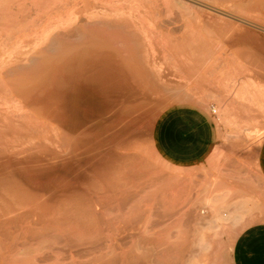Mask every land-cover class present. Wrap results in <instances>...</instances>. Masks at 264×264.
<instances>
[{
	"label": "rangeland",
	"instance_id": "1",
	"mask_svg": "<svg viewBox=\"0 0 264 264\" xmlns=\"http://www.w3.org/2000/svg\"><path fill=\"white\" fill-rule=\"evenodd\" d=\"M106 15L129 18L128 70L47 42ZM249 33L264 0H0V264H231L235 231L264 221ZM186 104L214 105L217 159L174 175L154 127Z\"/></svg>",
	"mask_w": 264,
	"mask_h": 264
},
{
	"label": "crops",
	"instance_id": "2",
	"mask_svg": "<svg viewBox=\"0 0 264 264\" xmlns=\"http://www.w3.org/2000/svg\"><path fill=\"white\" fill-rule=\"evenodd\" d=\"M249 36L250 39L235 46L236 53L243 60L244 79L257 80L264 85V36L257 38L250 33ZM259 99L263 104V97ZM213 106H176L158 118L153 146L174 175L214 165L212 161L217 157L211 150L217 139L212 123V118H215L211 112ZM260 110V116L264 118V108ZM254 158L260 160L259 165L263 170L264 139L257 145ZM167 186L169 201L175 197L173 192H178L179 196L183 189L182 184L175 182ZM230 261L231 264H264V221L249 222L235 231L230 246Z\"/></svg>",
	"mask_w": 264,
	"mask_h": 264
},
{
	"label": "bare ground",
	"instance_id": "3",
	"mask_svg": "<svg viewBox=\"0 0 264 264\" xmlns=\"http://www.w3.org/2000/svg\"><path fill=\"white\" fill-rule=\"evenodd\" d=\"M170 4H168V5H170ZM168 5L165 4V8ZM78 8H80V7H78ZM75 10L77 13V9H75ZM86 11H87V7L85 8V6L81 9H78L79 14H80V12L82 13V12H86ZM122 16H117V15H108V16L106 15V17L105 16H96L97 18L95 17V19H93L92 22L88 21L90 23H87V24L85 23V25H79V26L73 27V28L70 27V29L66 28V31L63 30L65 32H62V34H60L58 32L55 36L53 35L54 36L53 38L50 36L51 38L49 37V39H47V42H48V40H51V41L54 40L55 41L56 38H58L57 36H61V37L64 36L66 38L67 37L72 38L70 40V43L74 47V49L76 50V53L78 55H80V56L81 55H87V52L88 51L90 52L91 50L101 52V54L106 53L109 56H111V58H112L111 60H114L117 64H122V66H124L125 69L127 68V70H128L129 66L131 65V62L134 61L133 60L134 54H133V52H131L132 46L134 47L133 44L131 45V43H133V40H132L133 35H131L129 33L130 30H128V23L130 22L129 18H127L128 19L127 20L124 18V16L122 18ZM130 40H132L131 43H130ZM43 41L46 42V39L45 40L43 39ZM56 42H58V41H56ZM49 43H51V42H49ZM52 44H51V46H52ZM99 54L100 53H98V55ZM135 55L137 56L138 54L135 53ZM80 56H77V58L78 57L80 58ZM109 56H108V58L110 61ZM90 57H92V56H90ZM75 58H76V56H75ZM133 64L134 63H132V65ZM131 67H133V66H131ZM134 68H135V65H134ZM135 72H136V69H135ZM127 73H129V72H127Z\"/></svg>",
	"mask_w": 264,
	"mask_h": 264
},
{
	"label": "built area",
	"instance_id": "4",
	"mask_svg": "<svg viewBox=\"0 0 264 264\" xmlns=\"http://www.w3.org/2000/svg\"><path fill=\"white\" fill-rule=\"evenodd\" d=\"M211 112L215 115L216 114V109L215 108H212L211 109Z\"/></svg>",
	"mask_w": 264,
	"mask_h": 264
}]
</instances>
